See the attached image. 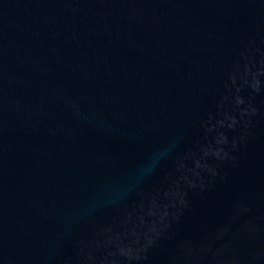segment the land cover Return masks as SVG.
Listing matches in <instances>:
<instances>
[{
  "label": "water",
  "instance_id": "obj_1",
  "mask_svg": "<svg viewBox=\"0 0 264 264\" xmlns=\"http://www.w3.org/2000/svg\"><path fill=\"white\" fill-rule=\"evenodd\" d=\"M0 264H264V0H0Z\"/></svg>",
  "mask_w": 264,
  "mask_h": 264
}]
</instances>
